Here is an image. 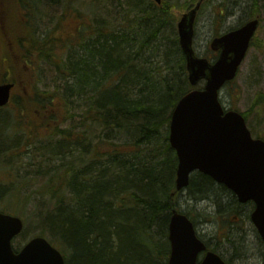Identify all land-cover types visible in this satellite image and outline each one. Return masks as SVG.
<instances>
[{
    "label": "trees",
    "instance_id": "16d2710c",
    "mask_svg": "<svg viewBox=\"0 0 264 264\" xmlns=\"http://www.w3.org/2000/svg\"><path fill=\"white\" fill-rule=\"evenodd\" d=\"M7 1L0 0V83L22 92L0 109V164L39 161L32 180L8 168L15 180L0 183V205L14 199L16 214L33 221L35 236L48 238L67 264H168L171 213H184L169 126L180 99L194 89L176 28L166 36L169 25L175 27L172 7L126 0L118 27L107 20L86 25L78 13L81 24L65 33L62 23L47 32L40 21L49 5H64L67 21L74 15L67 0ZM16 17L27 25L28 32L19 34L29 33L28 46L18 37L17 48L12 38ZM17 60L21 77L13 75ZM44 65L56 72L53 87L37 85ZM256 103L263 104L264 96ZM29 111L36 125L27 120ZM60 120H72L70 127ZM185 192L187 201L214 204L226 239L239 244L231 240L233 220L246 215L249 221L253 203L239 204L201 173ZM184 214L197 226V216ZM23 246L13 247L19 252Z\"/></svg>",
    "mask_w": 264,
    "mask_h": 264
},
{
    "label": "water",
    "instance_id": "95a60500",
    "mask_svg": "<svg viewBox=\"0 0 264 264\" xmlns=\"http://www.w3.org/2000/svg\"><path fill=\"white\" fill-rule=\"evenodd\" d=\"M161 4L162 0H153ZM201 2L178 23L180 46L187 60L189 82L203 89L186 94L173 111L169 141L178 157L177 191L185 190L191 176L201 173L232 191L241 204L253 202L251 220L264 242V140L255 139L245 117L225 112L220 92L234 81L260 26L258 19L215 38L211 49L219 52L212 63L196 55L193 47L195 23ZM13 83L0 84V109L12 99ZM25 224L18 217L0 212V264H66L63 254L48 239L35 237L16 253L13 240ZM169 264H227L216 252L207 251L194 223L173 211L169 223ZM206 252L199 262V256Z\"/></svg>",
    "mask_w": 264,
    "mask_h": 264
},
{
    "label": "rangeland",
    "instance_id": "374dc122",
    "mask_svg": "<svg viewBox=\"0 0 264 264\" xmlns=\"http://www.w3.org/2000/svg\"><path fill=\"white\" fill-rule=\"evenodd\" d=\"M125 1L126 0H67L68 11L74 13L75 16L71 15L67 18V21L64 22V5L59 7L49 5L48 9L45 8V13L40 21V24L46 28L47 32H52L54 28L57 27L56 25L62 23L65 29L64 32L67 33L81 24V20L78 15V13H80L83 17V22H86V25L88 24L93 26L97 25L100 20L101 22H103V20H107L116 28L119 25L118 20L122 17V14H120L122 11L120 8V2L125 3ZM164 1L170 4L172 7V16L173 18H176V22H171V24H174L175 27L169 25L170 27L168 30H165L166 36H172L171 34L174 32L173 28H176L177 32V24L180 17L190 8L195 6L198 0ZM7 2L10 1L8 0ZM253 18H259L261 21L254 43L249 50L248 56L241 66L235 81L221 91L220 102L225 110H236L246 116L247 124L252 135L255 138H261L264 140V103H256L258 96H264V0H207L201 8L197 18L193 47L199 57L214 61L217 53L213 52L211 49L212 41L230 30L239 28L241 25ZM8 20V16L4 17V22H8ZM81 26H83V23ZM13 28L18 32L12 36L16 47L19 48V44L17 42L18 37L25 39L26 46L30 45L31 42L29 33L20 36L21 33H24L25 31L28 32V30H26L27 25L24 24V21L19 17H16ZM59 37L60 36H58V38ZM63 53H66V51ZM20 66L21 60H17V64L13 69V75L16 77H21V74L19 73ZM2 67L3 62L1 61L0 54V68ZM41 68L43 71L38 73H40L39 77L42 82L38 83L37 76V85L41 88L53 87L57 78L56 72L47 65H44ZM4 72L0 70V79L2 78V74ZM201 87L203 88V85H201ZM21 92L22 87L19 86V88L14 91V95L20 96ZM10 108L11 106L9 109ZM35 119L36 115H33V113L29 111L27 120L32 122L34 121L36 125ZM71 121L72 120L66 121L64 124V120H60L59 122L63 125V128H68L71 125ZM56 131V129L53 130V132ZM23 150L24 148H21V151ZM47 152L48 150L44 153ZM14 154L21 155L16 151ZM22 158L24 157L22 156ZM28 160L29 159L26 158L21 164L22 166H16L12 163L0 164V183L8 184L10 182H14L15 175L31 179L35 173L34 170H36L34 164L35 162H38L39 159L35 157L33 159L34 163L32 164L29 163ZM26 163H28L29 166L26 165ZM8 168H11L14 176L9 175ZM39 180L41 181V179ZM35 184H37V182H35ZM16 207L17 204H15L14 199L6 203L4 208L0 205V209H5L10 214L21 215L16 214ZM180 210L184 211V213L186 211L191 212L193 216L198 217V224L196 227L199 235L206 242L210 241L211 248L216 249V251L220 253L225 260L229 262V264H264V246L256 228L250 220L248 221L246 215L233 220L236 222V225H232L233 229H231L233 231L230 234L231 240L238 241L239 243L234 246L226 239L227 231H225V228L227 226L222 224V219H219L217 222V209L214 204L208 201L200 203L187 201L186 192H183L181 195ZM247 210L248 208L246 209V212ZM204 215L205 217L209 216L210 218L204 219ZM36 227L37 225L33 221L29 224L26 223L23 234L15 240L14 244L16 246L24 245L29 239L36 235L38 229V227ZM235 229L238 232L234 231Z\"/></svg>",
    "mask_w": 264,
    "mask_h": 264
},
{
    "label": "bare ground",
    "instance_id": "6f19581e",
    "mask_svg": "<svg viewBox=\"0 0 264 264\" xmlns=\"http://www.w3.org/2000/svg\"><path fill=\"white\" fill-rule=\"evenodd\" d=\"M252 43H254V39L252 40ZM239 74V73H238ZM238 76V75H237ZM237 78V77H236ZM234 82V81H233ZM233 82H231V83H229V85L230 84H232ZM248 129H249V127H248ZM250 130V129H249ZM250 132H251V130H250ZM169 136H170V126H169ZM205 176H207V175H205ZM209 177V176H208ZM211 178V177H210ZM212 179V178H211ZM220 185V184H219ZM221 186H223V187H225L229 192H231V193H233L232 191H230L226 186H224V185H221ZM234 194V193H233ZM235 195V194H234ZM174 211H179V210H174ZM173 213V212H172ZM172 213H171V215H172ZM262 244H263V246H264V242L262 241Z\"/></svg>",
    "mask_w": 264,
    "mask_h": 264
}]
</instances>
